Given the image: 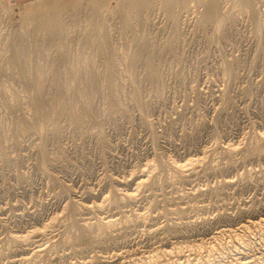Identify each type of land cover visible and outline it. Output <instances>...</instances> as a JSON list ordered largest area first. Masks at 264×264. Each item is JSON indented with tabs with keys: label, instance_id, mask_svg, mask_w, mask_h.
<instances>
[{
	"label": "rangeland",
	"instance_id": "1",
	"mask_svg": "<svg viewBox=\"0 0 264 264\" xmlns=\"http://www.w3.org/2000/svg\"><path fill=\"white\" fill-rule=\"evenodd\" d=\"M2 1H9L10 13L0 19V264H18L25 252L28 259L19 264H185L187 256L194 264L198 252L188 247L264 218V0L246 10L240 0H221L216 23L206 28L198 20L202 6L179 10L173 24L153 2L145 19L127 25L118 0L108 1V12L89 11L84 0L63 16L57 41L37 47L28 42L22 10L53 0ZM91 22L105 33L86 35ZM13 29L24 41L9 37ZM19 41L25 56L16 60L26 64L15 66L10 60ZM145 42L155 46V81L145 76V57L135 59ZM21 66L36 81H20ZM111 74L120 86L114 110L99 90ZM66 78L73 101L58 116L55 98ZM36 84L35 126H45L43 133L27 128ZM79 90L92 99L85 102ZM51 121L59 134L50 131ZM22 122L25 132L18 129ZM196 158L183 173L166 163ZM107 218L112 227L90 230ZM12 234L27 238L13 241ZM172 247L181 252L146 259ZM261 248L232 256L252 264L264 257ZM228 261L221 263L234 262Z\"/></svg>",
	"mask_w": 264,
	"mask_h": 264
},
{
	"label": "bare ground",
	"instance_id": "2",
	"mask_svg": "<svg viewBox=\"0 0 264 264\" xmlns=\"http://www.w3.org/2000/svg\"><path fill=\"white\" fill-rule=\"evenodd\" d=\"M84 0H53L51 3H44V4H41V3H35V4H30L26 7L23 8L22 10V13H21V21L24 22V26L27 25V29H26V33H27V39H29L30 41H28L29 43H31V41H35V46L37 47V44L38 45H41L42 46V43L40 42H44L45 40L49 41L50 44L54 41L52 40H55L56 37L59 33V35H61V31L64 28V23H63V16L68 14V15H72L73 11L78 7H81L82 3H83ZM88 4L91 5V9L89 11H97V8L99 9H105L107 12H108V7H107V4H108V1L109 0H86ZM119 3H118V13L122 16V19L123 22L125 23H128L127 25H130L133 21L135 22V20L139 21L140 19H145L146 17V14L147 12L150 10V6L153 2H157L158 3V6L161 7L163 9V12H164V15L170 20L171 23L173 24H176V21L178 19V11L179 10H186L192 5V8H193V5H197V6H202L203 8V11L201 12V15H200V19L199 20V25L202 27V28H206L207 26H209L217 17H219V10H220V5H221V0H118ZM241 1V4L243 5V8H249L250 6L253 7V0H240ZM4 1H0V19H2V17L4 18L7 13H10V11L8 12V9H7V3H9V1H7L6 3V6H2ZM90 2V3H89ZM10 6V5H9ZM93 6V7H92ZM9 8V7H8ZM90 8V6H89ZM93 8V10H92ZM11 9V8H9ZM98 9V10H99ZM250 9V8H249ZM246 10V9H245ZM51 11H54V13H50ZM102 11V10H101ZM93 12H90L91 14H93ZM100 12V10H99ZM251 13V12H250ZM95 14V13H94ZM67 15V17H69ZM88 15V13H87ZM87 15L85 16V18L87 17ZM90 15V14H89ZM88 15V16H89ZM96 15V14H95ZM98 12H97V17H98ZM221 17V16H220ZM222 17H224L222 15ZM229 18V17H228ZM5 19V18H4ZM66 19V18H65ZM88 19V18H87ZM218 19V18H217ZM234 19V18H233ZM140 20V21H141ZM221 20V19H220ZM223 20V19H222ZM221 20V21H222ZM3 21V19H2ZM132 21V22H131ZM136 21V22H137ZM65 22V21H64ZM133 22V23H134ZM219 22V21H217ZM228 22V21H227ZM124 23V24H125ZM130 23V24H129ZM215 23H216V20H215ZM221 23V22H220ZM91 24H93L92 22L91 23H88V26L89 28H87L88 31H86V35H90V33L95 30L99 33H105V29L104 27L99 24V23H95L96 25H98L96 28H94ZM214 24V23H213ZM225 27V26H224ZM264 30V29H263ZM64 31V30H63ZM261 31V30H260ZM66 33V32H65ZM64 33V34H65ZM8 35L9 37H12L13 40H20V41H24V39L22 38L21 36V33L19 30H12L11 32L9 31L8 32ZM58 35V36H59ZM24 37V36H23ZM55 37V39H54ZM87 37V36H86ZM91 37V36H89ZM41 38V39H40ZM8 39V38H7ZM86 39V38H85ZM94 39V38H93ZM10 40V38L8 39ZM95 40V39H94ZM12 41V40H11ZM20 41L18 42L19 45H17V48L14 49V53L12 55V57H17L15 58V60L13 59L10 60L13 64H18V65H25L26 63L25 62H22V61H17L16 59H18L19 55H23L25 56V53H23V45L20 44ZM40 41V42H39ZM45 41V42H47ZM57 40H55L56 42ZM8 42V41H7ZM13 42V41H12ZM27 42V43H28ZM54 42V43H55ZM9 44V42H8ZM13 44V43H12ZM11 44V46H12ZM25 44V43H24ZM53 44V43H52ZM59 44V42H58ZM10 45V44H9ZM60 45V44H59ZM14 46V45H13ZM19 46V47H18ZM25 46V45H24ZM55 47L57 48V44H55ZM62 47V45L60 46ZM58 46V48H60ZM15 48V47H14ZM155 48L154 44H150V43H143L141 45V50H140V53L138 54V56L135 58V59H138V58H141V57H145V61L144 62H141L142 64H144V66L146 68H144L145 70V76L148 78L149 81H155L156 80V71L155 69L152 67L153 66V57L157 56L155 53L152 52V49ZM157 48V47H156ZM172 47L170 44L164 46L163 50H170ZM42 50V48H40ZM36 51H38V49L36 48L35 49ZM27 51V50H26ZM44 51V50H43ZM94 52V51H93ZM33 53V52H32ZM160 53V51H159ZM12 54V52H11ZM10 54V55H11ZM41 54V53H40ZM39 54V55H40ZM123 54V53H122ZM158 54V52H157ZM159 56V55H158ZM8 58L10 59V57L8 56ZM21 58V56H20ZM24 58V57H23ZM27 58V56L25 57V59ZM28 59V58H27ZM121 59V58H120ZM8 60V59H7ZM141 60V59H140ZM25 61V60H24ZM10 62V63H11ZM74 62V61H73ZM72 62V64H73ZM9 63V61H8ZM9 63V64H10ZM78 64V63H77ZM107 65H113L114 63L111 61V60H108L106 62ZM12 65V64H10ZM17 65V67H18ZM76 65V64H74ZM75 72V69H73ZM18 71V74L20 75L19 76V80L20 81H23V82H27V81H34L35 78H30L28 79L27 76H28V71H26L25 68H23L21 66V68H18L17 69ZM55 72H58V70H53ZM112 71V70H111ZM111 71H108V72H111ZM66 72V71H65ZM64 74V73H63ZM61 76V75H60ZM104 76V75H103ZM111 77H105L107 79H104V82L99 86V90L105 95L106 99L109 101V103L111 104L110 105V109L108 110H114L113 107H116L115 105L113 106V103L114 101L116 100V97H117V94L119 92V89H120V86L115 83V78H113L112 74L110 75ZM63 78V77H62ZM74 80V79H73ZM36 81V80H35ZM38 81V80H37ZM63 81H66L67 83L66 84H63L61 85L59 88L63 91V95L59 92V96L57 98H55L56 102H55V106H54V109H55V113L54 114H57L58 116H63L65 114H67V111L68 109L70 108L71 106V100H70V97L72 95V90L74 87H72L73 85L68 82L72 81V79H64ZM79 81V80H78ZM35 84V83H34ZM34 86V85H33ZM80 86V85H79ZM79 89V87H77ZM85 88V87H84ZM87 88V87H86ZM85 88V89H86ZM84 89V90H85ZM98 89V88H97ZM43 90V89H42ZM58 90V89H57ZM88 90V89H87ZM93 90V89H92ZM95 90V89H94ZM93 90V91H94ZM40 91H41V86L40 84H36V86L32 87V92L31 93V107L33 109V116H34V120H33V123L31 125H27L28 129L30 131H32V133H35V128H37L36 131L38 132H42L43 128H45L44 124H42L44 127H36L35 126V116L38 118L40 115H41V112L39 111V108L41 106V98H40ZM86 91V90H85ZM75 93V92H74ZM86 93V92H85ZM82 90H79V94H80V97L85 101V102H89V100L92 99V94L88 95V94H85ZM78 95V94H77ZM77 95H74L77 96ZM52 101V100H50ZM73 101V100H72ZM79 102V101H78ZM81 102V101H80ZM82 103V102H81ZM83 104V103H82ZM30 105V104H29ZM113 106V107H112ZM119 109V108H118ZM71 111V110H70ZM110 112V111H109ZM74 114V113H73ZM43 116H48L47 114ZM50 116V115H49ZM55 116V115H54ZM75 116V115H73ZM72 116V117H73ZM52 117V116H51ZM71 117V118H72ZM50 118V117H49ZM76 120H78V117H75ZM52 119V118H51ZM50 120V119H49ZM47 121V120H46ZM74 121V120H73ZM31 122V121H29ZM53 122V121H51ZM81 122V121H80ZM26 122H22L18 125V129L20 131H23L25 132L26 129L24 127ZM2 124V123H1ZM56 123L53 122V123H50V126H52V129L50 128V131L52 132L53 135L55 134H59L60 132V129L59 127L57 126V124L55 125ZM41 126V123L39 124ZM46 131V130H45ZM48 131V130H47ZM47 133V132H46ZM233 146V145H232ZM234 150V147L233 149ZM203 153V152H202ZM167 164H170L174 169L176 170H180L182 171L184 168H186L187 166L189 165H193L194 163H197L199 162V159L196 158V160H188V163L184 162L185 164H181L179 162H175L173 160L170 159V161L166 160ZM201 161V160H200ZM146 168H148V164L145 165ZM150 167V166H149ZM151 168V167H150ZM145 171V170H144ZM147 171V170H146ZM177 171V172H178ZM179 171V173H181ZM183 173V171H182ZM143 174V173H141ZM182 175V174H180ZM147 177H148V173L142 177V178H137L139 182H137V186L143 184L146 180H147ZM119 192V191H118ZM121 192V191H120ZM119 192V194H120ZM123 196L127 199H132L133 196H134V193L132 192H124L122 194H120V196ZM106 197V196H105ZM107 198V197H106ZM103 200V202L106 203V201H108V199ZM135 199V198H134ZM124 200V199H123ZM101 203V202H100ZM99 203V204H100ZM95 203H93V207L95 206L94 205ZM97 204V206L99 205ZM88 204H86L85 209H91L89 206H87ZM92 205H90L92 207ZM106 205V204H105ZM96 206V207H97ZM100 207H102L101 205H99ZM101 209V208H100ZM139 215V214H138ZM145 215V214H144ZM137 216V215H136ZM259 218V217H258ZM108 219V218H107ZM91 220V219H90ZM93 221V220H92ZM100 221V220H99ZM115 221H113L112 219H108V220H105V221H101V223L97 224V225H93L94 227L92 229H90L91 231L93 229H97V230H102V229H107L109 227H112V225H114ZM85 225V224H84ZM47 226V225H46ZM49 227V226H47ZM86 227V226H85ZM91 226H89L90 228ZM51 228V227H50ZM87 228V227H86ZM89 228H87L89 230ZM96 231V230H95ZM258 231L259 232V236L257 237L256 234L254 235V232ZM90 231H88L89 233ZM87 233V232H85ZM218 234L215 235L213 238H210V242L209 243H202L201 244H198L196 246H191V247H188L190 248V250H193V251H197L198 254L194 258H192V260L194 259L196 263L194 264H201L202 262L206 263H209V264H222L221 262L224 263V260H233L234 262L231 263V264H245V263H242L240 260L243 259V258H238L237 256L236 257H233L232 255L234 254H238L239 252L241 251H244L247 249H255V250H259L258 248H261V249H264V218H261V219H258L257 221L255 222H247V224H242V226H239L238 229H225V230H220V232H217ZM227 233V234H226ZM28 234V233H27ZM90 234V233H89ZM26 235V234H25ZM23 236V235H13L11 236L12 240L13 241H19V240H25L27 238V236ZM82 235V234H81ZM256 236V238H253L254 236ZM89 236V235H88ZM86 234L82 237H84L83 239H86L85 237H88ZM99 236V235H98ZM222 236H224V239H222ZM91 238V236H90ZM89 239V237H88ZM87 241V239L85 240ZM92 241V240H91ZM200 243V242H199ZM204 244H206L207 246L204 247ZM41 247V246H40ZM183 247V246H182ZM181 247V248H182ZM187 247V246H186ZM180 247H175L172 249H170L169 251L167 250H164V251H161L159 253H157V255L155 253H153V256L150 257L147 256L146 259L149 261L151 260H156L157 258L159 259V255L162 256H168V255H171L173 253H180L181 252V249ZM247 248V249H246ZM23 249V248H22ZM202 249H205V255L202 256L199 254V250H202ZM183 250V249H182ZM185 250V249H184ZM188 250V249H187ZM25 251V250H24ZM204 251V250H203ZM259 252V251H258ZM264 252V251H263ZM23 253V252H22ZM33 253H36V252H33ZM203 252H201L202 254ZM245 253V252H244ZM249 254L250 251L248 252ZM253 253V252H252ZM261 253V252H260ZM28 254V252H25L23 254H21L22 256H20L21 258H18L19 260L17 261L18 264L27 260L28 257H26L25 255ZM177 254V255H178ZM246 254V253H245ZM244 254V255H245ZM247 254V255H249ZM254 254V253H253ZM20 255V254H19ZM148 255V254H147ZM155 255V256H154ZM243 255V254H242ZM233 258H236V259H232ZM190 256H187L184 260V263L187 264L189 263V258ZM253 257H256V254L253 256ZM258 257V256H257ZM137 258V257H136ZM175 258V257H174ZM145 259V260H146ZM191 259V257H190ZM183 260V259H181ZM204 260V261H202ZM239 260V261H238ZM29 261V260H28ZM104 261V260H103ZM149 261V263H150ZM176 261L178 264H181L179 263V260L176 259L174 260ZM201 261V262H200ZM228 261V262H230ZM249 261V260H248ZM254 261V262H253ZM252 261V264H264V257L262 256H259L258 258H256V260H253ZM133 262V261H132ZM245 262V261H244ZM206 263V264H207ZM138 264V263H137ZM143 264V263H142ZM146 264V263H145ZM183 264V263H182ZM190 264V263H189ZM225 264H227L225 262ZM247 264V262H246Z\"/></svg>",
	"mask_w": 264,
	"mask_h": 264
},
{
	"label": "crops",
	"instance_id": "3",
	"mask_svg": "<svg viewBox=\"0 0 264 264\" xmlns=\"http://www.w3.org/2000/svg\"><path fill=\"white\" fill-rule=\"evenodd\" d=\"M17 2H20V3H24V2H29V1H33V0H16Z\"/></svg>",
	"mask_w": 264,
	"mask_h": 264
}]
</instances>
